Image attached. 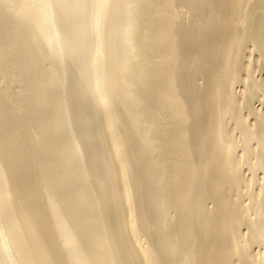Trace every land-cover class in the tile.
<instances>
[{
  "label": "bare ground",
  "instance_id": "1",
  "mask_svg": "<svg viewBox=\"0 0 264 264\" xmlns=\"http://www.w3.org/2000/svg\"><path fill=\"white\" fill-rule=\"evenodd\" d=\"M0 264H264V0H0Z\"/></svg>",
  "mask_w": 264,
  "mask_h": 264
}]
</instances>
